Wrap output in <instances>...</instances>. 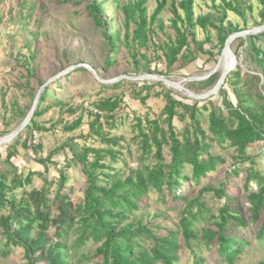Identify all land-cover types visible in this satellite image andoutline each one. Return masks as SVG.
<instances>
[{"label":"trees","instance_id":"16d2710c","mask_svg":"<svg viewBox=\"0 0 264 264\" xmlns=\"http://www.w3.org/2000/svg\"><path fill=\"white\" fill-rule=\"evenodd\" d=\"M56 1L60 5L81 4L75 2L76 0ZM168 1V10L172 15L169 29L173 32L174 38L167 36L168 41L160 50L167 69H171L177 63H180V69H184L197 59V54L213 57L211 50L203 49L204 44L210 41V35L207 33L204 42H197L195 28L203 31L211 28L215 32L220 49L229 36L247 30L239 1L221 0L222 10L212 21L209 15L193 17L194 0H157L149 19L146 17L148 0H136L122 5L117 3L122 16L123 42L126 47L133 43L140 49L148 48L147 26L158 21ZM257 2L261 11L255 26L259 27L264 25V0ZM83 3L87 16L96 28L101 29L108 47V56L104 64L105 68L109 69L114 64L110 55L116 53L119 48V32L109 29V24L103 20L102 3H97L96 0H84ZM225 11L235 13L242 19L243 26L240 28L237 24L225 22ZM131 24L134 28L129 34ZM157 26L160 31L164 30L161 22H158ZM238 40L240 46L247 43V48L260 70L259 74L242 73L237 67L225 77L216 95L204 101L193 100L191 105L174 99L171 96L172 91L167 90L163 97V125L159 126L154 120L147 121L145 126L147 130L144 132L141 122L137 123L141 154L137 166L130 169L126 176L115 169L117 164L123 167L127 164L119 159L113 150H95L69 142L54 147L46 157L42 158L39 155L42 151L40 143L27 145V135L32 137L31 131L37 129L33 120L46 111L41 108L49 96L50 88L46 86L39 96L29 124L10 142L11 145L6 144V157L0 165V245L21 249L24 264H71V260L84 251L90 243L98 245L92 253V256L98 258L94 264H177L180 241L191 252L194 264H204L203 258L197 256L191 246V242L196 241L198 237L194 225L203 208L200 198H195L186 205L176 231L163 228L159 224L152 226L143 225L141 222H128V217L135 216L147 206L150 194H155L163 204L168 200L173 203L184 202L192 188L206 183L210 173L215 172L218 166L225 163V158L218 153L219 151L230 152L231 160L235 162L229 172L230 175L238 176L240 172L243 173L240 180L243 182V191L247 193L249 216L244 220L240 213L234 210L235 198L227 195L223 186L212 188L206 184L199 190V196L206 193L212 194L219 201L224 200V204L218 210L215 230L204 231L203 239L206 247L209 249L210 244L215 243L221 262L234 264L242 254L247 241L242 236L231 233L230 230H247L251 226L258 225L255 239L264 242V173L253 170L255 156L247 155V151L258 143L263 144L261 153L264 154V49L261 48V45L264 46V33L248 36L245 41L239 38ZM254 40H260L261 44L255 46ZM233 53L237 55L235 51ZM31 58H35V55ZM142 58L147 61L144 54ZM91 68L95 71L93 67ZM26 71L30 73L31 69L26 68ZM76 72L89 71L77 67L72 70V74ZM140 73L168 76L162 72L151 71L148 62L136 68L134 74ZM96 74L98 75L97 72ZM219 77L220 72L216 71L196 85L202 91H208L215 86ZM59 81V78L55 80L52 87L60 88ZM122 82L123 80H120L111 87L117 88ZM42 85H38V89L31 92L32 100ZM156 85L164 90L163 84L159 83L144 85L142 90L149 91ZM250 86L254 87L253 91ZM103 87L107 86L103 85ZM227 89H230L234 96L235 104L229 99ZM187 90L193 93L190 88ZM136 95L139 97V93ZM147 97L148 94L140 98V101L144 102ZM199 104L202 106L199 107ZM118 105L117 99L107 98L100 101L94 110L93 121L88 126L86 137H96L109 146L117 145L118 139H108L104 134L100 120L111 122L112 114ZM30 108L22 114L23 120ZM177 109L181 111L178 112ZM65 111L63 112L65 115L74 114L72 109ZM203 112H207L205 128L201 126ZM175 117L180 121L186 119L188 121V127L184 129L181 141L174 133L172 121ZM80 126L81 119L78 118L65 126L64 130L71 133ZM38 130L44 131L42 128ZM10 133L5 132L7 135ZM17 146L25 151L32 150L37 155L36 164L40 165L44 172L47 171V165H53V158L67 148L70 156L66 158L68 161L66 167L75 162L80 165L81 173L85 177L81 200L73 204L69 196L64 193L67 177L62 173L59 174V182L54 192L50 190L52 182H48L45 177L42 179L44 185L40 190H24L25 186L32 184L34 176H41L40 172L30 171L22 177L21 174H17L16 169H13L12 177L9 179L2 165L10 164V160L16 155ZM163 146L168 147V163L164 161L162 155ZM152 148H154L153 162L149 158ZM215 149L219 151L216 152ZM261 153L258 154L259 157ZM89 155H92L90 162ZM105 157L110 158L108 164L103 163ZM186 167L190 169L189 173L186 172ZM250 184L255 185L254 191L250 190ZM194 209L199 211L194 212ZM161 230L165 232L163 236ZM177 236H180V240ZM71 238L72 243H70ZM148 241L151 243L149 251L144 246Z\"/></svg>","mask_w":264,"mask_h":264},{"label":"rangeland","instance_id":"374dc122","mask_svg":"<svg viewBox=\"0 0 264 264\" xmlns=\"http://www.w3.org/2000/svg\"><path fill=\"white\" fill-rule=\"evenodd\" d=\"M96 1L103 4V20L109 24V29L119 32V48L116 53L110 55L114 64L109 69L105 68L104 64L108 56V47L104 42L101 29L96 28L85 13L84 0L75 1L81 2L80 5L74 3L60 5L56 0H0V138L7 135L5 132H12L21 124L23 121L22 114L26 112L27 108H30L33 101L31 92L37 90L38 85L40 86L48 80L54 79L58 74L67 71V69L83 63L86 66L93 67L98 73L100 81L104 83L96 80L89 72L72 74V71L59 77L58 85L60 88L52 87L54 81L49 83L47 85V88H50L49 96L41 107L46 111L33 120L37 129L34 128L31 131L32 137L27 135V145L40 143L42 151L39 155L42 158L46 157L54 147L69 142L95 150H113L117 157L127 164L126 167L117 164L115 169L126 176L130 169L137 166V160L141 154L137 128L138 121L141 122V128L144 132L147 130L145 127L147 121L154 120L159 126L163 125V97L167 90L172 91L171 96L174 99L184 104L191 105L193 100L175 92L164 84L162 85L160 82L149 80L131 82L122 79L123 82L117 88L111 87L113 84L106 83L122 76L147 75L145 73L135 75L134 73L136 68H140L148 62L151 71L155 73L162 72L168 75L163 76L166 80L179 83L186 90L190 88L195 95H202L207 92L202 91L196 83L202 81L200 79L215 68L217 72L219 70L222 72L228 60H225L222 65H220V60L223 56L227 57V54L221 55L223 48H219L215 32L211 28H207L206 31L195 28L194 33L197 42H204L207 33L210 35V41L204 44L203 49L211 50L213 57L206 54H197V59L184 69L179 68L180 63H177L171 69H167L160 50L167 43V36L171 39L174 38L173 32L169 29V21L172 18L168 10L169 1L166 9L159 15L158 21L147 26V36L149 38L147 49H140L133 43L126 47L123 42V22L117 6L136 0ZM156 1L148 0L146 4L147 19L153 13ZM224 1L240 2V8L243 11V18L247 26L245 31L257 28L255 23L259 21L258 14L261 11L257 0ZM221 6V0H194L193 17L209 15L211 20L214 21L219 14L218 12L222 10ZM179 13L181 14V12ZM225 13V22L237 24L240 28L243 26L242 19L235 13L230 11H225ZM158 22L163 24V31L158 29ZM133 28L134 26L131 24L129 34H131ZM247 37L239 39L245 41ZM253 43L255 46L261 44L260 40H254ZM261 48L264 49V46L261 45ZM230 50L232 53L234 51L237 53L236 56L234 55L236 60L239 61L236 68L239 67L242 73L256 72L259 74L260 70L256 66L249 48H247V43L240 46V41L235 39L230 44ZM142 54H144L147 61L142 58ZM33 55H35V58L32 59ZM26 68L31 69L30 73H27ZM155 83L164 86V90L157 85L152 86L149 91L142 90L144 85L150 86ZM103 85L107 87H103ZM250 87L253 91L254 87ZM136 93H139V97ZM227 93L231 102L235 104L236 101L230 89H227ZM146 94H148L147 99L141 102L140 98L145 97ZM107 98L119 100V105L112 114V121L100 120L107 138L118 139V144L114 146L104 144L96 137H86L88 126L93 121L96 106L100 101ZM198 106L200 107L202 104ZM67 109H72L74 114L71 116L65 115L63 112H66ZM177 111L181 110L177 109ZM202 114L201 126L205 128L207 112ZM78 118L81 119V126L77 130L67 133L64 127ZM172 125L177 139L181 141L184 129L188 127L187 119L180 121L178 117H175ZM41 128L44 131L38 130ZM162 148L164 161L168 163V147L163 146ZM262 149L263 144L258 143L247 151V155L255 156L253 170L260 173H264ZM215 151L218 152L219 150L215 149ZM153 153L154 148H152L149 156L151 162H153ZM218 153L224 156L225 163L218 166L215 172L210 173L206 183L192 188L184 202L173 203L168 200L163 204L159 202L155 194H150L147 206L142 208L135 216H129L128 222H141L143 225L152 226L159 224L163 228L176 231L178 230L181 213L185 210L186 205L195 198H200L203 208L194 225L198 237L196 241L191 242L192 249L197 256L203 258L204 264H223L217 255L215 243H211L208 249L203 234L204 231L215 230L214 224L218 219V210L224 204V200L219 201L212 194L206 193L199 196V190L206 184L212 188L223 186L226 194L235 198L234 210L238 211L244 220L249 216V213L246 200L247 193L243 191V182L240 180L243 173L240 172L238 176L230 175L229 172L235 163L231 160L230 152L219 151ZM260 153L261 156L259 157L258 154ZM67 156L70 155L68 149L65 148L57 157L53 158V165H47V171L44 172L43 168L36 164L37 155L32 150L25 151L17 146L15 157L10 160V164H3L2 168L7 172L9 179L12 177L13 169H16L17 174H21L22 177H25L30 171L40 172L41 176H34L32 184L24 187L26 191L30 189L40 190L44 185L42 179L45 177L48 182H52L53 185L50 190L54 192L59 182V174L62 173L67 177L64 193L69 196L73 204H76L82 198L85 177L81 173L80 165L75 162L66 167V164H68ZM5 157L6 145L0 146V165L4 162ZM88 158L90 162L92 155H89ZM109 162V157L103 159V163L108 164ZM185 170L187 173L190 172L188 167ZM249 187L250 190H255L254 184H250ZM17 194H19V191H17ZM194 210V212L199 211L198 209ZM257 229L258 225L251 226L247 230H230L231 233L242 236L247 241L242 254L239 255L234 264H264V242H258L255 239ZM164 234L165 232L161 230V235ZM178 239L180 240V236ZM70 243H72V238ZM150 244V241L144 244L147 251L150 249ZM179 244L177 264H194L189 249L180 241ZM97 246L91 243L88 244L84 251L71 260V264H94L97 262L98 258L92 256ZM24 263L21 249L0 245V264Z\"/></svg>","mask_w":264,"mask_h":264},{"label":"water","instance_id":"95a60500","mask_svg":"<svg viewBox=\"0 0 264 264\" xmlns=\"http://www.w3.org/2000/svg\"><path fill=\"white\" fill-rule=\"evenodd\" d=\"M261 32H264V25L262 26H259L257 28H254L252 30H249V31H242V32H239V33H235V34H232L231 36H229L227 38V40L225 41L224 43V46H223V49H222V54H224V52L226 51V54L228 55V57L230 58V62L229 64L226 66V68L224 69L223 73L220 75L217 83L215 84V86L212 88V90L208 91L206 94H202V95H195L193 93H191L190 91L184 89L182 86L180 87V90L183 94H185L186 96H188L189 98H191L192 100H195V101H204V100H207L209 98H211L212 96L216 95L218 90L220 89L221 85L223 84L224 82V79L225 77L233 70H235L236 66L238 65L239 61L236 60L234 54L231 52V50L228 48V42L230 40H233V39H238V38H245L249 35H255V34H258V33H261ZM77 67H83L85 68L86 70H88L91 75L96 79L98 80L99 82H102L100 81L98 75L96 74V72L89 66H86V65H77V66H73L69 69H67V71H64L62 72L61 74H58L54 79L52 80H48L47 82H45L41 87L40 89L36 92L35 94V97L32 101V105H31V108L27 114V116L25 117V119L23 120V122L13 131L11 132L10 134L0 138V146H3V145H6L8 143H10L12 140H14L19 134L20 132L29 124V122L31 121L33 115H34V112L36 110V107H37V104H38V99H39V96L41 94V92L44 90V88L49 84L51 83L52 81H55L57 80L60 76L62 75H65L66 73H68L69 71H72L74 70L75 68ZM216 72V68L214 70H212L211 72H209L206 76H204L203 78H201L200 80H205L207 79L209 76H211L213 73ZM122 79H125L127 81H131V82H135V81H140V80H156V82H160L164 85H179V83H173L169 80H166L164 77H161V76H157V75H142V76H136V77H125V76H122L118 79H115V80H112V81H109L107 82L106 84H114ZM104 83V82H102Z\"/></svg>","mask_w":264,"mask_h":264},{"label":"bare ground","instance_id":"6f19581e","mask_svg":"<svg viewBox=\"0 0 264 264\" xmlns=\"http://www.w3.org/2000/svg\"><path fill=\"white\" fill-rule=\"evenodd\" d=\"M235 39H233V40H230L229 42H228V48L230 49V44L234 41ZM226 53V51L224 52V54ZM227 61L226 62V66L229 64V62H230V58L228 57V55H227V57H225V56H223L222 57V59L220 60V65H222L223 64V62L224 61ZM220 65H219V68H220ZM226 68V67H225ZM224 68V69H225ZM224 71V70H223ZM223 71L221 72L220 70H219V72H221V74L223 73ZM220 74V75H221ZM149 81H154V82H156V80H149ZM174 83V82H173ZM166 86V85H165ZM166 87H168V88H170V89H172V90H174V91H176V92H178V93H181V94H183L182 92H181V90H180V87H181V84H179V85H167ZM210 90H212V89H210ZM210 90H208V91H210ZM208 91H206V92H208ZM206 94V93H205ZM184 96H186L185 94H183ZM186 97H188V96H186ZM189 98V97H188ZM191 99V98H190ZM13 132V131H12Z\"/></svg>","mask_w":264,"mask_h":264},{"label":"built area","instance_id":"2783aa9c","mask_svg":"<svg viewBox=\"0 0 264 264\" xmlns=\"http://www.w3.org/2000/svg\"><path fill=\"white\" fill-rule=\"evenodd\" d=\"M95 112V111H94Z\"/></svg>","mask_w":264,"mask_h":264}]
</instances>
